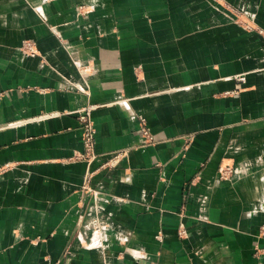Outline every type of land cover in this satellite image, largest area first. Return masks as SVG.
<instances>
[{
  "label": "crops",
  "instance_id": "crops-1",
  "mask_svg": "<svg viewBox=\"0 0 264 264\" xmlns=\"http://www.w3.org/2000/svg\"><path fill=\"white\" fill-rule=\"evenodd\" d=\"M238 14L264 30V0H0V264H259L264 37Z\"/></svg>",
  "mask_w": 264,
  "mask_h": 264
},
{
  "label": "rangeland",
  "instance_id": "rangeland-1",
  "mask_svg": "<svg viewBox=\"0 0 264 264\" xmlns=\"http://www.w3.org/2000/svg\"><path fill=\"white\" fill-rule=\"evenodd\" d=\"M85 8V7H84ZM84 8H83V6H82V8L80 9L79 8V10H81L82 12H83V10H84ZM234 12L236 13H238V11L237 10H235L234 9ZM241 15V14H240ZM236 22H238L239 24H241L244 28H246V29H248V30H256V31H258L263 37H264V30L262 29V28H260L255 22H253V21H251V20H249V19H241L240 18V16H239V14H238V17H237V19H236ZM21 51L23 52V53H25V54H27V55H32V56H34V55H38V51H37V46H36V43L33 41V40H31V39H26V40H23V42H22V44H21ZM34 51H35V53H34ZM88 70V69H87ZM84 71V69H81V72H83ZM90 105H92V104H90ZM89 106V105H88ZM87 107V106H86ZM83 109V108H82ZM92 112H93V110H92ZM82 113L83 112H81V110H79L78 112H77V118H78V121H79V126H80V128H81V133H83V131H82V129H83V126H85V125H87V124H92L93 126H94V128H95V130H96V127H95V123H94V120H93V116H92V113H91V115H90V117L89 116H87V117H83V115H82ZM143 117V119H145L144 120V122L147 124V126L149 127V125H148V122H147V119L144 117V116H142ZM140 122H141V119H140V117H139V128H140ZM143 122V121H142ZM150 128V127H149ZM150 131H151V129H150ZM82 135V134H81ZM95 137H96V135H95ZM156 139V138H155ZM83 141V140H82ZM95 141H96V138H95ZM157 140H155V141H153L152 143H155ZM151 143V144H152ZM122 153V155H121V158H119L118 160H115L116 158H115V155L117 154V153ZM95 153H96V155L98 156V153L96 152V142H95ZM127 155V152L126 151H117V152H114L112 155H111V157L108 159V161H106L101 167H114V166H116L119 162H120V160H122L125 156ZM97 156H96V158H97ZM95 158V159H96ZM94 159V160H95ZM108 162V164L106 165V163ZM233 172H234V165H225V166H222L221 168H220V176H221V178H223V179H225V178H229V177H231L232 176V174H233ZM222 173H226V174H224V176H222L221 174ZM90 182V181H89ZM88 182V183H89ZM184 225V224H183ZM181 227V225L179 226V228ZM184 228H185V226H184ZM185 230H186V228H185ZM187 231V230H186ZM188 235V232H187V234L184 236V237H186ZM259 235H261V236H264V224H262V226L260 227V232H259ZM179 236H180V234H179ZM181 238H184V237H182V236H180ZM254 255L258 258V259H260V261H258L259 262V264H264L263 262V260H264V246H260L259 244H257V245H255V250H254Z\"/></svg>",
  "mask_w": 264,
  "mask_h": 264
},
{
  "label": "built area",
  "instance_id": "built-area-1",
  "mask_svg": "<svg viewBox=\"0 0 264 264\" xmlns=\"http://www.w3.org/2000/svg\"><path fill=\"white\" fill-rule=\"evenodd\" d=\"M82 8V6L80 7V9ZM80 12H82L80 10ZM35 53V51H34ZM84 73V72H82ZM95 105H89L87 107H84L81 112L83 117H87L91 115L92 110L95 108ZM141 122H140V131L141 134L144 138V143L145 144H150L153 141H155L156 137L154 136V134L150 131V128L147 126V124L144 122L145 119H143L142 116H140ZM143 121V122H142ZM83 133H82V140H83V150L81 152H76V154L74 155V159H80V160H85L88 163L92 162L95 158H96V153H95V135H96V130L94 128V126L91 124H87L85 126H83L82 129ZM122 153H117L115 155V160H118L119 158H121ZM108 164V162L106 163V165ZM224 174L226 173H222L221 175L224 176ZM93 176V172L89 171L87 176H86V182L84 187L88 188L89 184L88 182L90 181L91 177ZM179 234L180 236L184 237L187 234V231L184 228V225L181 224V227L179 228ZM160 237V235L158 236Z\"/></svg>",
  "mask_w": 264,
  "mask_h": 264
}]
</instances>
